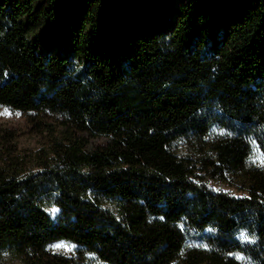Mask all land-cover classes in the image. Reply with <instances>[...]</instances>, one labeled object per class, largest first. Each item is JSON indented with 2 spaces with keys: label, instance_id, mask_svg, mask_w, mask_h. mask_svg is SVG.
<instances>
[{
  "label": "trees",
  "instance_id": "16d2710c",
  "mask_svg": "<svg viewBox=\"0 0 264 264\" xmlns=\"http://www.w3.org/2000/svg\"><path fill=\"white\" fill-rule=\"evenodd\" d=\"M174 3L0 0V264H264V0Z\"/></svg>",
  "mask_w": 264,
  "mask_h": 264
},
{
  "label": "rangeland",
  "instance_id": "374dc122",
  "mask_svg": "<svg viewBox=\"0 0 264 264\" xmlns=\"http://www.w3.org/2000/svg\"><path fill=\"white\" fill-rule=\"evenodd\" d=\"M183 0H175V3H180ZM29 112H22L20 110L7 108L0 105V126L6 127V128H12L18 133V146L21 149H36L42 144L43 138L40 136L35 135L31 132V124L29 123ZM209 187L214 190H225V191H231L232 193L236 195H242L241 192L236 191L234 188L226 186L223 183H220L218 181H213L209 183ZM51 214L55 215L56 210L50 209ZM56 245H69L64 241L55 242L50 244L49 248L53 252H71L66 250L65 247H55ZM73 249V248H72ZM3 262L5 264H21L19 261H17L15 258L11 257L8 253L3 254Z\"/></svg>",
  "mask_w": 264,
  "mask_h": 264
},
{
  "label": "snow or ice",
  "instance_id": "6c2138e0",
  "mask_svg": "<svg viewBox=\"0 0 264 264\" xmlns=\"http://www.w3.org/2000/svg\"><path fill=\"white\" fill-rule=\"evenodd\" d=\"M217 107H218V106H217ZM262 162H264V161H262ZM248 242H249V243L253 242V237L250 236ZM55 247H65L66 250L71 251L72 248H74L75 246H69V245H56ZM205 247H207V246L205 245Z\"/></svg>",
  "mask_w": 264,
  "mask_h": 264
}]
</instances>
